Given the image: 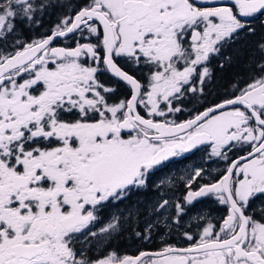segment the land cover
<instances>
[{"label":"snow or ice","instance_id":"snow-or-ice-1","mask_svg":"<svg viewBox=\"0 0 264 264\" xmlns=\"http://www.w3.org/2000/svg\"><path fill=\"white\" fill-rule=\"evenodd\" d=\"M57 7L72 6L0 0V264H264V36L247 79L222 102L169 119L204 94L214 58L223 68L225 50L256 35L264 0H84L39 39H20ZM60 38L75 46H54ZM101 72L127 96L110 102L117 89ZM201 146L227 167L216 177L195 168L183 199L153 212L173 208L166 226L177 230L202 198L227 214L213 223L198 211L197 231H183L187 247L94 256L93 241L139 213L131 205L94 231L98 210L130 200L159 166ZM153 227L136 235L148 240Z\"/></svg>","mask_w":264,"mask_h":264},{"label":"flooded vegetation","instance_id":"flooded-vegetation-1","mask_svg":"<svg viewBox=\"0 0 264 264\" xmlns=\"http://www.w3.org/2000/svg\"><path fill=\"white\" fill-rule=\"evenodd\" d=\"M82 4L83 2L80 3V5ZM254 23L257 25L256 35L243 38L231 48L225 50L224 55L232 57L230 63H226L223 68H220L219 65L223 62L222 57L214 58L211 61L209 67L212 71V79L205 85L204 94L196 98L191 96L188 97L182 105L184 110L181 113L170 115L169 119L181 122L192 118L197 111L202 112L222 102L234 91V85L239 84L242 79H247L248 75L239 81L233 82L232 70L238 66L237 64L245 62L255 53L256 42L264 36V28L259 27L260 24H264V17H259ZM54 46L74 47L75 45L71 39L62 38L58 40ZM98 79L105 86L117 89L110 102L118 101L127 96L128 88L123 83H117L111 73H98ZM209 153L210 148L205 151V146H201L199 149L186 153L183 156L171 158L165 165H161L155 170L148 186L133 193L130 200H126L115 206L109 205L99 209L97 212L99 220L93 228L94 231H98L100 227L106 225L113 215L120 216L123 214L124 217H128L127 209L131 205L138 206L139 213L125 220V223L129 224V227L127 226L128 228L123 225L118 234H113V236L108 239L101 238L103 242L93 241V247L91 249L92 254L96 256L102 254L106 250H117L121 255L126 254L135 256L140 251L155 252L166 245L187 247L189 241L183 237V231L186 230L185 225L184 228L176 230L174 226L168 227L162 224L161 220L169 212V209H162L160 212L156 213L153 212V207L164 199L170 200L172 203L182 200L185 194L184 183L187 180V176L195 168L202 167L211 177L218 176L220 172L227 167V163L215 157L209 159ZM230 155L232 154L230 153ZM235 158L236 157L233 156V159ZM207 180L208 177H206L205 181H202V183L207 182ZM159 192H161V194H157ZM198 211L206 215L208 219L212 218L215 220H219L227 214L226 206L220 205L215 197L202 198L201 202L196 204L195 209L186 216L192 217L193 215H197ZM137 215L140 218L138 222ZM156 216L159 218L157 226L162 227L156 230L159 236L156 239L154 238V231L152 228L150 239H140L136 235V232L145 229L147 222H152L153 218ZM137 224H139V228Z\"/></svg>","mask_w":264,"mask_h":264},{"label":"trees","instance_id":"trees-1","mask_svg":"<svg viewBox=\"0 0 264 264\" xmlns=\"http://www.w3.org/2000/svg\"><path fill=\"white\" fill-rule=\"evenodd\" d=\"M54 2L72 5L73 2H84V0H54ZM72 8H60L57 7L55 10L49 9L47 14H44L40 20L39 25H29L25 24L22 32L23 34L20 36V39L25 42H30L31 40L39 39L42 34H46L52 29L58 22L59 18L64 15L66 12L70 13ZM248 60L245 62H240L237 64L232 70V80L233 82L239 81L242 78H245L248 75L246 69L248 66Z\"/></svg>","mask_w":264,"mask_h":264},{"label":"rangeland","instance_id":"rangeland-1","mask_svg":"<svg viewBox=\"0 0 264 264\" xmlns=\"http://www.w3.org/2000/svg\"><path fill=\"white\" fill-rule=\"evenodd\" d=\"M81 3V2H80ZM80 3H78V2H73V4L71 5L72 7H69V8H73V7H75V6H77V5H80ZM72 10V9H71ZM72 12V11H71ZM78 38V37H77ZM83 42V41H82ZM162 193H164V192H162ZM157 194H161V192H159V193H157ZM169 194H172V193H169ZM156 197H158V196H156ZM170 201V200H169ZM170 202H172V201H170ZM174 204V203H173ZM169 209V212L164 216V218H162V220H161V223L162 224H165V225H167L168 224V220H166L165 218L166 217H171V215L172 214H174V211H173V208H168ZM171 211V212H170ZM196 215H193L192 217H189V216H186L185 218H184V220L182 221V223L185 225V228L186 229H188L189 227H191V231H193V232H196L197 231V229L194 227V225L197 223V221L193 218V217H195ZM140 218H139V216L137 215V222H138V220H139ZM159 218H158V216H156V217H154L153 218V220H152V223H153V225H154V227H153V236H154V238L156 239L158 236H159V234L156 232V230L157 229H161L162 227H160V226H157V223L159 222V220H158ZM218 219V218H217ZM209 220H211L213 223H216L218 220H215V219H212V218H209ZM206 221H200V223L201 224H203V223H205ZM125 227H129V224L128 223H125L124 222V224H123ZM146 226V225H145ZM127 227V228H128ZM137 227L139 228V224H137ZM176 230H177V228H176Z\"/></svg>","mask_w":264,"mask_h":264},{"label":"water","instance_id":"water-1","mask_svg":"<svg viewBox=\"0 0 264 264\" xmlns=\"http://www.w3.org/2000/svg\"><path fill=\"white\" fill-rule=\"evenodd\" d=\"M61 39V38H60Z\"/></svg>","mask_w":264,"mask_h":264}]
</instances>
